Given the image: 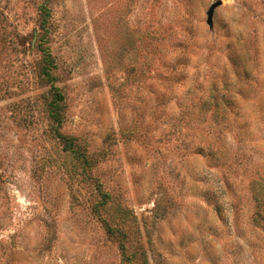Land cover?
Here are the masks:
<instances>
[{
  "label": "rangeland",
  "instance_id": "1",
  "mask_svg": "<svg viewBox=\"0 0 264 264\" xmlns=\"http://www.w3.org/2000/svg\"><path fill=\"white\" fill-rule=\"evenodd\" d=\"M0 264H264V0H0Z\"/></svg>",
  "mask_w": 264,
  "mask_h": 264
},
{
  "label": "trees",
  "instance_id": "2",
  "mask_svg": "<svg viewBox=\"0 0 264 264\" xmlns=\"http://www.w3.org/2000/svg\"><path fill=\"white\" fill-rule=\"evenodd\" d=\"M44 64L40 68V74L46 79L50 80L51 77V69L48 66V58L44 59ZM46 105H47V113H48V121H49V129L52 130L55 134H58V126L64 120V113H65V98L63 93L57 88H52L46 94ZM63 144L62 150H65L64 147H68L72 151L77 150L76 154L82 156L84 158V154L82 151H79L76 147V144L72 142V140H68L62 135H58Z\"/></svg>",
  "mask_w": 264,
  "mask_h": 264
},
{
  "label": "water",
  "instance_id": "3",
  "mask_svg": "<svg viewBox=\"0 0 264 264\" xmlns=\"http://www.w3.org/2000/svg\"><path fill=\"white\" fill-rule=\"evenodd\" d=\"M219 2H216V3H214V4H212L211 6H210V8H209V11H208V13H209V16H211V14H212V11H213V8L215 7V5H217Z\"/></svg>",
  "mask_w": 264,
  "mask_h": 264
}]
</instances>
